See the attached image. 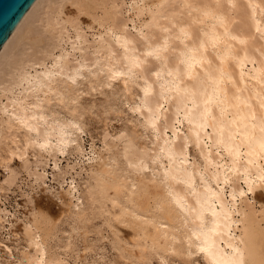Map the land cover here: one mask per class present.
I'll list each match as a JSON object with an SVG mask.
<instances>
[{
    "label": "bare ground",
    "instance_id": "bare-ground-1",
    "mask_svg": "<svg viewBox=\"0 0 264 264\" xmlns=\"http://www.w3.org/2000/svg\"><path fill=\"white\" fill-rule=\"evenodd\" d=\"M66 1L97 23L91 36ZM119 78L141 133L86 153L79 86ZM0 136L13 152L74 145L86 195L71 180L67 206L81 215L87 197L130 227L142 262L264 264V0H35L0 50ZM55 214L25 220L15 264H69L47 254Z\"/></svg>",
    "mask_w": 264,
    "mask_h": 264
},
{
    "label": "rangeland",
    "instance_id": "rangeland-1",
    "mask_svg": "<svg viewBox=\"0 0 264 264\" xmlns=\"http://www.w3.org/2000/svg\"><path fill=\"white\" fill-rule=\"evenodd\" d=\"M130 3V0H128ZM65 17H78L83 29L91 36L97 23L86 13H78L76 6L66 1L63 6ZM132 25V24H131ZM121 78L113 85L101 83L91 86L84 79L79 86L77 108L83 129L79 131L83 138L86 153L90 152L91 144L102 147L104 136L109 140L116 136L122 127L137 129L141 133L135 113L130 109L127 96L123 93ZM73 108V107H72ZM63 114L71 118V113L63 109ZM21 147L24 141L23 132L18 135ZM92 142V143H91ZM10 137L0 136V263L15 264L19 258L20 249L25 245L24 223L32 212L40 211L47 215L50 209L57 210L54 219L52 235L47 241L48 257L69 264H200L203 263L200 254L189 258L186 255L170 254L163 261L155 252L149 254V261L142 262L129 254V247L134 246V231L127 226H111L99 208H92L87 197L79 206L83 214L77 215L71 211L67 202L70 196L65 193L68 183L75 180L80 190H85L87 173L81 169L83 157L68 145L65 152H47L39 146L26 152L19 148ZM88 156V154H87ZM87 156H84L86 160ZM57 161L58 167H55ZM13 171V172H12ZM16 175L15 182L9 186L6 179ZM38 173V174H37ZM45 174V182L37 177ZM64 185V187H62ZM248 194L251 196L250 191ZM9 186V187H8ZM260 189V188H259ZM262 189V188H261ZM263 190V189H262ZM86 195V190L85 193ZM62 210H64L62 212ZM62 212V215H61ZM61 215V216H60ZM82 216V219L80 217ZM13 229L19 232V238L13 235ZM11 247V249L9 247Z\"/></svg>",
    "mask_w": 264,
    "mask_h": 264
},
{
    "label": "water",
    "instance_id": "water-1",
    "mask_svg": "<svg viewBox=\"0 0 264 264\" xmlns=\"http://www.w3.org/2000/svg\"><path fill=\"white\" fill-rule=\"evenodd\" d=\"M35 0H0V50Z\"/></svg>",
    "mask_w": 264,
    "mask_h": 264
}]
</instances>
